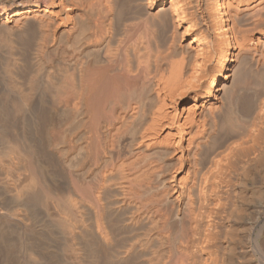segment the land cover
<instances>
[{
	"label": "bare ground",
	"instance_id": "1",
	"mask_svg": "<svg viewBox=\"0 0 264 264\" xmlns=\"http://www.w3.org/2000/svg\"><path fill=\"white\" fill-rule=\"evenodd\" d=\"M0 264H264V0H0Z\"/></svg>",
	"mask_w": 264,
	"mask_h": 264
}]
</instances>
